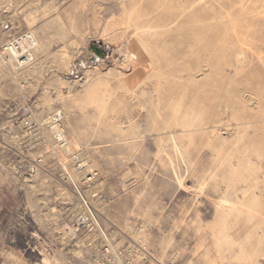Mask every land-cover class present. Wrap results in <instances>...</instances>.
<instances>
[{"label":"rangeland","instance_id":"obj_1","mask_svg":"<svg viewBox=\"0 0 264 264\" xmlns=\"http://www.w3.org/2000/svg\"><path fill=\"white\" fill-rule=\"evenodd\" d=\"M0 264H264V0H0Z\"/></svg>","mask_w":264,"mask_h":264},{"label":"bare ground","instance_id":"obj_2","mask_svg":"<svg viewBox=\"0 0 264 264\" xmlns=\"http://www.w3.org/2000/svg\"><path fill=\"white\" fill-rule=\"evenodd\" d=\"M115 20H116V19H115ZM109 24H110V23H109ZM104 27H105V26H104ZM112 27H113V26H112ZM108 31H109V30H108ZM27 42H28V39H27V38H26V39L24 38V39H22L21 41H15V42H12V43L10 44L9 48H10L13 52L17 53V51H16V44H17V43H21V45H22L23 47H25V45L28 44ZM236 55H237V54H236ZM131 60H132V58H130V59H126V61H124V62L122 63V65H121V69H120L122 72H125V73H126V72L129 70V67H130V61H131ZM236 63H237V62H236ZM238 63H240V62H238ZM89 72H90V71H89ZM109 72H110V71H109ZM91 73H92V72H91ZM85 74H87V73H85ZM71 84H72V83H71ZM71 84H70V85H71ZM69 87H70V86H69ZM79 87H80V85H79ZM74 89H76V88H74ZM63 90H64V89H63ZM70 94H71V93H70ZM78 94H79V92H78ZM51 103H52V102H51ZM48 105H49V104H48ZM105 108H106V106H105ZM179 108H180V107H179ZM174 110H175V109H174ZM58 112H59V111H58ZM58 112H57V113H58ZM176 112H177V111H176ZM176 112H175V113H176ZM179 112H180V111H179ZM57 115H58V114H56V116H57ZM175 115H176V114H175ZM175 115H174V116H175ZM175 117H176V116H175ZM56 118H57V117H56ZM169 120H170V119H169ZM52 123H53V122H52ZM165 125H167V124H165ZM170 125H171V124H170ZM54 126H55V125H54ZM54 126H53V128H54ZM210 126H211V125H210ZM56 127H57V126H56ZM56 127H55V128H56ZM166 127H167V126H166ZM168 127H169V126H168ZM172 128H173V127H172ZM169 129H170V128H169ZM57 131H58V128H57ZM57 131H56V132H57ZM132 131L134 132V130H132ZM200 131H201V129H200ZM58 132H59V131H58ZM190 132H191V131H190ZM183 133H184V132H183ZM201 133H202V132H201ZM56 134H57V133H56ZM131 134H133V133H131ZM191 134H192V133H191ZM56 136H57V135H56ZM59 136H62V133H60ZM184 136H185V134H184ZM189 136H190V134H189ZM189 136H188V137H189ZM191 136H192V135H191ZM169 137H170V136H169ZM172 137H173V136H172ZM62 138H63V137H62ZM239 138H241V137H239ZM170 139H171V138H170ZM237 139H238V138H237ZM172 140H173V138H172ZM164 141H165V140H164ZM176 141H177V140H176ZM171 142H172V141H171ZM239 142H240V141H239ZM161 143H162V142H161ZM178 144H179V143H178ZM174 145H175V144H174ZM171 146H172V145H171ZM159 147H160V146H159ZM180 147H181V146H180ZM234 147H235V146H234ZM174 148H176V147H174ZM163 149H164V148H163ZM163 149H162V150H159V149H158V150L160 151V153H158L159 158L163 155V154H162V153H163ZM180 149H181V148H180ZM169 152H170V151H169ZM172 152H173V151H172ZM170 153H171V152H170ZM171 154H172V153H171ZM171 154H170V156H171ZM180 155H181V154H180ZM181 156H182V155H181ZM184 156H185V155H184ZM167 159H168V158H167ZM171 160H172V159H171ZM179 162H180V161H179ZM249 162H250V161H249ZM255 162H256V161H255ZM194 163H195V162H194ZM194 163H193V164H194ZM240 163H241V162H240ZM240 163H239V164H240ZM256 163H257V162H256ZM169 164H170V163H169ZM188 164H189V162H188ZM248 164H249V163H248ZM246 165H247V164H245V166H246ZM250 165H251V164H250ZM189 166H190V165H189ZM189 166H188V167H189ZM240 166H241V164H240ZM253 166H254V165H253ZM261 166H262V165H261ZM249 167H250V166H249ZM193 168H194V167H193ZM258 169H259V168H258ZM246 170H247V169H246ZM251 170H252V169H251ZM252 171H253V170H252ZM252 171H251V172H252ZM36 172H37V171H36ZM249 172H250V171H249ZM258 172H259V171H258ZM245 173H246V172H245ZM72 174H73V173H72ZM229 176H230V175H229ZM245 176H246V175H245ZM243 178H244V177H243ZM248 178H249V177H248ZM66 195H67V194H66ZM223 206H224V205H223ZM221 209H222V208H221ZM225 209H226V207H225ZM225 209H224V210H225ZM218 211H219V210H218ZM226 212H227V211H226ZM222 214H224V213H222ZM226 214H227V213H226ZM228 214H229V213H228ZM220 215H221V214H220ZM222 216H223V215H222ZM222 216H221V217H222ZM226 216H227V215H226ZM230 216H231V215H230ZM217 217H218V216H217ZM219 218H220V217H219ZM221 219H222V218H221ZM221 219H220V220L218 219V220H219L218 223H220ZM230 219H231V218H230ZM222 221H223V220H222ZM226 222H227V221H226ZM220 224H221V223H220ZM218 226H219V225H218ZM225 226H226V224H225ZM98 227H99V226H98ZM245 252H246V251H245ZM246 254H247V253H246ZM255 256L257 257V254H255ZM250 257H251V256H250ZM258 257H259V255H258ZM46 258L50 260V258H49L47 255H45V259H46ZM247 258H248V257H247ZM245 259H246V258H245ZM254 259H256V258H254ZM254 259H253V260H254ZM239 260H240V258H239ZM243 261H244V260H243ZM249 261H250V260H249ZM252 262H253V261H252ZM244 263H245V262H244Z\"/></svg>","mask_w":264,"mask_h":264},{"label":"water","instance_id":"obj_3","mask_svg":"<svg viewBox=\"0 0 264 264\" xmlns=\"http://www.w3.org/2000/svg\"><path fill=\"white\" fill-rule=\"evenodd\" d=\"M96 51L98 54L103 55V49L102 48H97Z\"/></svg>","mask_w":264,"mask_h":264},{"label":"crops","instance_id":"obj_4","mask_svg":"<svg viewBox=\"0 0 264 264\" xmlns=\"http://www.w3.org/2000/svg\"><path fill=\"white\" fill-rule=\"evenodd\" d=\"M46 255L48 256L49 254H46ZM49 258H51V260L55 259L53 256H50V255H49Z\"/></svg>","mask_w":264,"mask_h":264}]
</instances>
